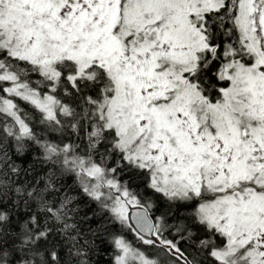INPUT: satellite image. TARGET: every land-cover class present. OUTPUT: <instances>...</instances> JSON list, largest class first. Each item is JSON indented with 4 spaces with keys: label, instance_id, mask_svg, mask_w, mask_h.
Returning a JSON list of instances; mask_svg holds the SVG:
<instances>
[{
    "label": "snow or ice",
    "instance_id": "obj_1",
    "mask_svg": "<svg viewBox=\"0 0 264 264\" xmlns=\"http://www.w3.org/2000/svg\"><path fill=\"white\" fill-rule=\"evenodd\" d=\"M0 264H264V0H0Z\"/></svg>",
    "mask_w": 264,
    "mask_h": 264
}]
</instances>
